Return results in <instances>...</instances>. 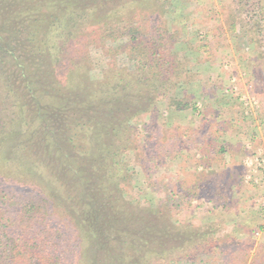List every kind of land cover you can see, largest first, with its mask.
I'll return each mask as SVG.
<instances>
[{"label": "trees", "instance_id": "obj_1", "mask_svg": "<svg viewBox=\"0 0 264 264\" xmlns=\"http://www.w3.org/2000/svg\"><path fill=\"white\" fill-rule=\"evenodd\" d=\"M148 2L159 3L0 0V264H173L203 238L127 199L133 122L175 86L160 71L171 60L155 47L135 67L90 74L88 48L141 29ZM166 35L156 31L160 51ZM177 98L171 107H190Z\"/></svg>", "mask_w": 264, "mask_h": 264}, {"label": "rangeland", "instance_id": "obj_2", "mask_svg": "<svg viewBox=\"0 0 264 264\" xmlns=\"http://www.w3.org/2000/svg\"><path fill=\"white\" fill-rule=\"evenodd\" d=\"M158 1L143 7L141 29L88 48L95 80L135 67L130 57L146 60L155 47L171 60L160 71L175 86L133 122L127 199L156 209L160 223L171 215L180 233L203 235L173 264H264V171L257 164L264 153V2ZM133 9L124 12L140 10ZM158 29L167 33L162 51ZM135 31L138 42L131 41ZM170 97L191 105L178 110Z\"/></svg>", "mask_w": 264, "mask_h": 264}, {"label": "built area", "instance_id": "obj_3", "mask_svg": "<svg viewBox=\"0 0 264 264\" xmlns=\"http://www.w3.org/2000/svg\"><path fill=\"white\" fill-rule=\"evenodd\" d=\"M258 163H259V166H261V169L264 171V153H259V157L257 158V164Z\"/></svg>", "mask_w": 264, "mask_h": 264}, {"label": "crops", "instance_id": "obj_4", "mask_svg": "<svg viewBox=\"0 0 264 264\" xmlns=\"http://www.w3.org/2000/svg\"><path fill=\"white\" fill-rule=\"evenodd\" d=\"M177 122H179V121H177ZM179 124H180V122H179ZM242 143V145H241V150H242V154H244V153H246V147H245V142H238V144H241Z\"/></svg>", "mask_w": 264, "mask_h": 264}]
</instances>
